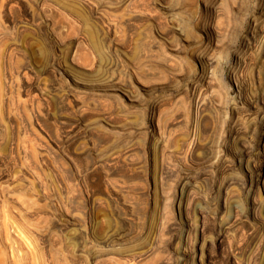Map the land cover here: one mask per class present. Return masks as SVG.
Listing matches in <instances>:
<instances>
[{
    "label": "rangeland",
    "instance_id": "rangeland-1",
    "mask_svg": "<svg viewBox=\"0 0 264 264\" xmlns=\"http://www.w3.org/2000/svg\"><path fill=\"white\" fill-rule=\"evenodd\" d=\"M214 1L0 0V225L42 264H264V13Z\"/></svg>",
    "mask_w": 264,
    "mask_h": 264
},
{
    "label": "bare ground",
    "instance_id": "bare-ground-1",
    "mask_svg": "<svg viewBox=\"0 0 264 264\" xmlns=\"http://www.w3.org/2000/svg\"><path fill=\"white\" fill-rule=\"evenodd\" d=\"M224 1L225 0H215L213 2L212 9L214 11H217L219 9V11H220L221 10L220 7L223 6ZM2 3H5V2H2ZM255 3H256L255 9L258 11V13L259 14H261V12L264 13V0H255ZM219 11H217V12H219ZM258 21H259V19L257 17L250 18L248 20V27H247V30L245 32V37H244V39L242 41V44L246 43L250 37L254 36L257 33V31L261 30L260 27L258 26ZM233 58L235 60L238 59V55L234 53L233 54ZM263 179H264L263 178V173H262L261 169H259L258 174L252 179V183L256 187H259L261 185ZM3 205H4V202H3ZM1 208H2V206H1ZM1 210H3V209H1ZM3 216H4V214H3ZM0 223H2V221ZM2 225H0V264H42L43 263L42 262L43 261L42 260V256H41L39 251H37V253H36V251L33 253L29 249H27V247H25V245L23 244L22 239H20V237L22 236V232L19 231L18 232L19 236L17 238L16 237L13 238L12 236H10V234L8 232L7 224L3 223ZM22 227L24 228V226H22ZM22 227H20V228H22ZM9 229L11 230V228H9ZM16 229H17V227H16ZM24 233H25V231H24ZM37 246H39V245H37ZM41 248H40V250H41ZM41 252H42V250H41Z\"/></svg>",
    "mask_w": 264,
    "mask_h": 264
}]
</instances>
